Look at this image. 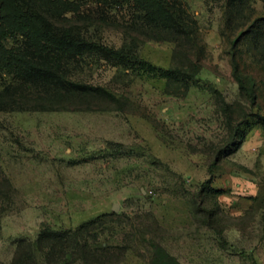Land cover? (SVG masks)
<instances>
[{
    "label": "rangeland",
    "instance_id": "374dc122",
    "mask_svg": "<svg viewBox=\"0 0 264 264\" xmlns=\"http://www.w3.org/2000/svg\"><path fill=\"white\" fill-rule=\"evenodd\" d=\"M81 1L79 14L51 23L126 59L7 42L111 96L56 100L0 76V182L12 189L0 188V264L43 227L91 222L88 264H264V0H168L171 27L111 0ZM68 101L90 111L15 112L73 109ZM60 149L75 161L62 154L54 170Z\"/></svg>",
    "mask_w": 264,
    "mask_h": 264
},
{
    "label": "trees",
    "instance_id": "16d2710c",
    "mask_svg": "<svg viewBox=\"0 0 264 264\" xmlns=\"http://www.w3.org/2000/svg\"><path fill=\"white\" fill-rule=\"evenodd\" d=\"M111 1L115 2V5H128L133 9L144 11L146 17L148 19L151 18L152 22L159 21L170 27L177 22V14L168 0ZM83 4L84 2L81 0H0V76L7 74L22 78L32 86H39L40 91L43 93H53V95L48 97L56 100H75L76 94L73 93L74 90L79 91L81 98L87 96L85 92L90 94L101 93V95L110 97L111 95L103 89L88 87L66 80L62 72L57 76V73L54 72V67L48 65V61L38 64L32 59H27L20 47H9L7 45V42L14 41L23 44L27 49L36 51L70 55H91L104 52L114 59H126V56L119 51L89 42L77 36H70L73 33L65 29L60 31V29L56 28L55 22L54 25L51 23L50 20L58 19V21H62L70 14H79ZM59 66L56 67L60 71ZM172 74L177 75L175 72L166 71L163 78L170 79L173 77ZM54 77H57V81L54 80ZM234 78L243 92L244 82L242 78L237 73H234ZM38 81L42 82L41 85ZM73 103L74 101L65 103L66 105H73V109L58 108L61 105L54 103V107L51 109H45L38 105V108L32 110H15V112L90 111V109L83 107L75 108ZM85 103V101H79L76 104L85 106ZM1 187L12 190L10 183L6 179H1ZM95 224L96 222H91L80 226L76 230L65 232H54L47 227H43L34 245L26 243L18 245L11 264H38V257L45 264L49 262L60 264L61 259L66 256L72 260H80L88 264L87 259L91 255L88 242L96 240V237L95 239L93 237L94 235L90 239L88 235L90 236L91 228H94ZM105 249L101 248V252L104 253ZM165 258L171 261V264H178L172 258L170 259L166 256Z\"/></svg>",
    "mask_w": 264,
    "mask_h": 264
},
{
    "label": "crops",
    "instance_id": "0c3cea01",
    "mask_svg": "<svg viewBox=\"0 0 264 264\" xmlns=\"http://www.w3.org/2000/svg\"><path fill=\"white\" fill-rule=\"evenodd\" d=\"M60 114H65V115H70V114H73L74 116H75V114H84V113H81V112H62V113H60V112H54V115H60ZM69 150V149H68ZM68 150L66 149L65 151H63L62 149H60V150H58V151H56V152H54V170H58V168H59V166H61V158L62 157H60L62 154V156H66V157H69L70 158V156H72V158H70L71 160H67L66 161V163L68 164L69 162H73V161H75L74 160V158H75V155L73 154V153H71L70 151H69V153H68ZM58 154V155H57ZM60 154V155H59ZM60 162V163H59ZM59 178V176L55 173V179H58ZM58 184H59V182H57Z\"/></svg>",
    "mask_w": 264,
    "mask_h": 264
},
{
    "label": "water",
    "instance_id": "95a60500",
    "mask_svg": "<svg viewBox=\"0 0 264 264\" xmlns=\"http://www.w3.org/2000/svg\"><path fill=\"white\" fill-rule=\"evenodd\" d=\"M118 208H119L118 205H114L112 211L116 213L118 211Z\"/></svg>",
    "mask_w": 264,
    "mask_h": 264
}]
</instances>
